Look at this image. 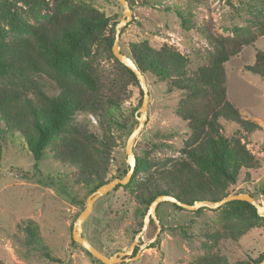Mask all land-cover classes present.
<instances>
[{
	"label": "trees",
	"instance_id": "obj_1",
	"mask_svg": "<svg viewBox=\"0 0 264 264\" xmlns=\"http://www.w3.org/2000/svg\"><path fill=\"white\" fill-rule=\"evenodd\" d=\"M261 16L253 28L233 35L218 34L207 26L203 34L213 51L209 63L192 72L188 56L172 44L155 48L148 40L129 43L125 54L138 69L164 83L167 91L177 93L174 111L186 121L189 131L179 155H136L130 181L115 187L133 193L144 210L142 215L159 195H171L190 205L221 200L233 193L243 170L249 173L260 166L246 138L261 126L244 118L229 100L225 63L264 35V10ZM111 21L88 0H0V149L10 131L18 132L36 170L40 161L51 156L74 168L75 181L87 195L110 180L112 151L117 145L110 124L117 121L122 103L130 97L129 86H138L143 97L134 72L112 52L117 22ZM104 57L113 58L114 71L103 70L100 61ZM245 70L264 78L263 50H256L254 64ZM41 74L57 84L56 94L44 90L36 77ZM80 112L99 118L101 135L77 119ZM154 146L172 144L155 142ZM14 169L21 177H34L33 172ZM126 171L125 166L119 177ZM223 208L237 221L231 220L222 231L211 234L213 237L237 242L247 230L264 225V217L247 201L232 200ZM151 222L157 226L154 219ZM35 224L28 220L24 227L30 243L56 260L38 237ZM137 249L136 245L134 254ZM263 259L261 253L249 261L230 262L224 255L211 254L189 264H258Z\"/></svg>",
	"mask_w": 264,
	"mask_h": 264
},
{
	"label": "rangeland",
	"instance_id": "obj_2",
	"mask_svg": "<svg viewBox=\"0 0 264 264\" xmlns=\"http://www.w3.org/2000/svg\"><path fill=\"white\" fill-rule=\"evenodd\" d=\"M110 16L116 25L124 18V7L118 0H88ZM133 18L120 28L119 46L128 52L130 42L148 40L160 48L169 43L188 56L189 70L209 63L212 46L203 34L211 25L222 35L241 33L253 28L261 19L264 0H128ZM115 25V31H116ZM264 51V35L255 45L242 51L225 63L229 100L244 118L257 122L261 129L246 138L248 148L260 166L243 170L232 194L250 193L257 203L264 205V78L248 73L245 66L254 64L256 50ZM105 72L113 70V58L101 59ZM114 71V70H113ZM48 94L58 92L57 84L48 76H36ZM149 90L147 120L136 136L133 150L140 157L177 156L189 133L186 121L175 114L178 102L176 92L166 90L164 83L146 75ZM130 97L122 103L111 132L117 145L112 151L108 178L119 177L126 166V144L138 124L136 113L141 106L140 88L130 85ZM94 116V120L90 117ZM95 133L102 134L99 118L89 112L77 115ZM234 128L231 129V131ZM171 143V147H155L154 143ZM14 168L33 172L27 179ZM39 170V171H37ZM35 168L24 138L14 131L7 134L6 144L0 149V261L4 264H104L86 253L78 242L72 241L76 218L85 208L86 189L75 181L74 168L46 156ZM224 204L219 207H199L193 210L177 209L173 202L159 203L156 215L161 229L153 242L157 226L148 221L139 238V256L115 264H189L199 256L221 254L230 262L250 260L264 253V225L253 227L237 242L211 234L222 231L231 220ZM133 193L124 187L113 188L101 196L83 223V235L100 251L112 256L128 250L143 229L145 214ZM32 220L38 228V237L49 252L51 260L30 243L24 227ZM145 246H141L145 244ZM153 243V244H152Z\"/></svg>",
	"mask_w": 264,
	"mask_h": 264
},
{
	"label": "water",
	"instance_id": "obj_3",
	"mask_svg": "<svg viewBox=\"0 0 264 264\" xmlns=\"http://www.w3.org/2000/svg\"><path fill=\"white\" fill-rule=\"evenodd\" d=\"M124 7V18L116 25V33H115V39L113 41L112 45V52L115 55L118 60L126 65L128 68H130L136 77L138 78L140 87L143 91V98L142 103L139 108V111L136 113V117L138 119V124L134 127L133 131L128 137L127 144H126V163H127V171L125 175L121 178H114L109 180L108 182L102 184L98 188H96L92 193H90L86 199V205L85 208L81 211V213L78 215V217L75 220L73 230H72V238L74 241L78 242L81 246H83L88 252H90L94 257H96L98 260L103 262L104 264H115L118 262H122L125 260H132L139 256V251H137L134 254L135 247L138 243V239H144L143 231L146 229L147 223L149 220L154 219L155 223L157 224V230L153 238H151L148 242L150 244L155 240V238L158 236V233L161 229V225L159 223V219L156 215V208L161 202L165 201H171L185 209L193 210L199 207H219L226 202L232 201V200H244L251 204H253L256 209L257 213L260 216L264 217V205L257 203L254 200V197L250 193H237V194H229L228 196L222 198L221 200H218L216 202H209V201H196L194 204L190 205L187 203H183L179 200H177L175 197L171 195H159L157 196L149 205V208L147 210V213L145 215V222L143 229L140 231V233L136 236L135 240L131 243L128 250H120L116 253H114L112 256H107L102 251H100L98 248H96L84 235H83V223L86 220V218L89 216V214L92 211L94 202L99 199L101 196L109 193L110 190L115 188L117 185H125L127 184L136 167V155L133 150V146L135 143L136 136L139 134L142 126L145 124L147 120V108H148V100H149V90L146 82V76L138 69L134 61L129 57L128 55L124 54L120 50L119 46V37H120V28L123 27L128 21H130L133 18L132 15V9L129 5L128 0H118ZM145 244H142L141 246H145ZM258 264H264V259L260 261Z\"/></svg>",
	"mask_w": 264,
	"mask_h": 264
},
{
	"label": "built area",
	"instance_id": "obj_4",
	"mask_svg": "<svg viewBox=\"0 0 264 264\" xmlns=\"http://www.w3.org/2000/svg\"><path fill=\"white\" fill-rule=\"evenodd\" d=\"M90 117L92 118V120H94V116L90 115ZM94 122H96V120H94Z\"/></svg>",
	"mask_w": 264,
	"mask_h": 264
}]
</instances>
